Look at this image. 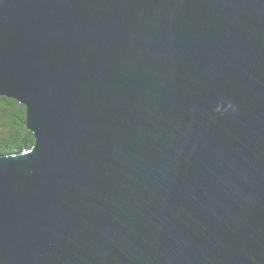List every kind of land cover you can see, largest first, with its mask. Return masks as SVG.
I'll return each instance as SVG.
<instances>
[{
    "label": "water",
    "instance_id": "water-1",
    "mask_svg": "<svg viewBox=\"0 0 264 264\" xmlns=\"http://www.w3.org/2000/svg\"><path fill=\"white\" fill-rule=\"evenodd\" d=\"M0 264H264V0H0Z\"/></svg>",
    "mask_w": 264,
    "mask_h": 264
},
{
    "label": "trees",
    "instance_id": "trees-1",
    "mask_svg": "<svg viewBox=\"0 0 264 264\" xmlns=\"http://www.w3.org/2000/svg\"><path fill=\"white\" fill-rule=\"evenodd\" d=\"M26 123V106L0 96V154L22 153L33 147L35 137Z\"/></svg>",
    "mask_w": 264,
    "mask_h": 264
}]
</instances>
